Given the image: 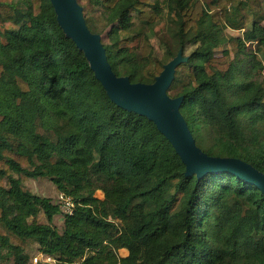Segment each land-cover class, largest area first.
<instances>
[{
	"label": "trees",
	"instance_id": "obj_1",
	"mask_svg": "<svg viewBox=\"0 0 264 264\" xmlns=\"http://www.w3.org/2000/svg\"><path fill=\"white\" fill-rule=\"evenodd\" d=\"M95 4L124 32L132 14L146 24L157 19L148 0ZM167 8L179 50L198 44L186 60L170 49L166 65L152 59L145 36L137 55L112 27V43L102 44L112 72L152 85L180 59L165 95L181 99L179 112L195 145L264 174V83L245 68L264 66L262 16L242 38L227 41L235 57L245 55L240 65L229 61L228 51L214 55L226 42L221 25L244 28L231 7L167 0ZM247 41L257 42L255 54L245 51ZM37 178H49L73 201L61 233L50 224L59 205L22 185ZM40 212L48 223L28 222ZM29 243L56 264H264V195L227 171L188 173L153 120L109 96L51 0H0V258L5 249L13 264H27ZM121 249L126 256L118 255Z\"/></svg>",
	"mask_w": 264,
	"mask_h": 264
},
{
	"label": "rangeland",
	"instance_id": "obj_2",
	"mask_svg": "<svg viewBox=\"0 0 264 264\" xmlns=\"http://www.w3.org/2000/svg\"><path fill=\"white\" fill-rule=\"evenodd\" d=\"M75 2L82 9L83 17L87 21L88 26L92 27L96 34L99 35L100 43L105 46L112 43L111 38L109 37V32L112 27H115L119 38L130 39L133 52L139 55L142 45L141 38L145 36L147 42L152 48L150 57L152 59H157L166 65L173 59L168 57V49L172 51L174 58L180 54L181 58H183L182 60H186L191 51L198 45L196 43L187 44L180 50L176 46L173 38L175 22H173L172 17L168 12L167 0H148L150 5L156 7V9H150L156 14L157 19L150 24H146L139 20L137 14H132V25L126 30L127 32H124L123 28L117 22H109L107 14L108 11L103 6L95 4V0H75ZM213 4L219 9H228L231 7L233 12H235V20H237L239 24H244V28L239 30L231 29L222 25L220 26L226 42L214 49V55L220 57L223 55L224 51H228L229 61L235 60L236 63L238 62V64L244 65V63H246L245 55L243 53H239V55L235 57L236 55L231 51L230 44L227 41L237 37L242 38L244 31L251 29L252 22L259 15L262 16L260 24L264 26V0H213ZM245 51L255 54L257 51V42H245ZM143 67H147L146 61L143 62ZM152 67L153 65L148 67V69H151ZM245 68L248 76L264 83V66L260 71L253 70L251 64H247ZM166 93L169 96L172 94L171 91ZM22 185L32 194L47 198L51 201V203L59 205L58 212L53 216L50 224L55 227L59 233H61L63 231V217L66 210L65 203L59 197L62 193L57 190L56 186L49 178L25 179ZM94 196L102 200L104 195L101 190H96L94 192ZM64 197L69 198L67 196ZM32 221L42 224L49 222L42 212H40L36 217L28 219V222ZM115 222L118 223V221ZM2 233L7 234L6 231L3 230ZM11 240L13 244H19V242L13 237H11ZM23 250L28 256L27 264H56V261L54 262L53 259L47 260L46 257L38 251V246L35 243H29ZM118 255L121 257L126 256L127 251L121 249L118 251ZM33 258H37V262H35ZM0 263L13 264V257L8 255L5 249L2 250Z\"/></svg>",
	"mask_w": 264,
	"mask_h": 264
},
{
	"label": "water",
	"instance_id": "obj_3",
	"mask_svg": "<svg viewBox=\"0 0 264 264\" xmlns=\"http://www.w3.org/2000/svg\"><path fill=\"white\" fill-rule=\"evenodd\" d=\"M51 1L64 30L84 52L109 96L118 105L153 120L176 148L188 173H197L201 177L210 172L227 171L255 186L264 195L263 173L238 159L207 156L195 145L179 112L181 99L171 100L165 95L173 66L180 59L169 63L154 84H131L126 78L114 75L99 38L87 30L75 0Z\"/></svg>",
	"mask_w": 264,
	"mask_h": 264
},
{
	"label": "built area",
	"instance_id": "obj_4",
	"mask_svg": "<svg viewBox=\"0 0 264 264\" xmlns=\"http://www.w3.org/2000/svg\"><path fill=\"white\" fill-rule=\"evenodd\" d=\"M59 197H60L61 200H63V202L66 205L65 212L68 213V214L71 213V210H72V207H73V201H71V199H69V198H65L63 194H60ZM41 254L44 255L47 260H52L53 259L54 262H55L54 258H52L50 256H47V255H45L43 253H41ZM33 259H34L35 262H37V258H33Z\"/></svg>",
	"mask_w": 264,
	"mask_h": 264
}]
</instances>
